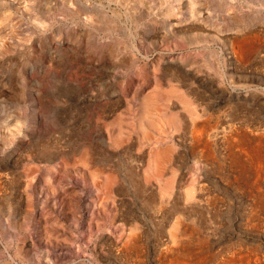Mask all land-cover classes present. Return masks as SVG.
<instances>
[{
  "label": "rangeland",
  "instance_id": "374dc122",
  "mask_svg": "<svg viewBox=\"0 0 264 264\" xmlns=\"http://www.w3.org/2000/svg\"><path fill=\"white\" fill-rule=\"evenodd\" d=\"M182 261L264 264V0H0V264Z\"/></svg>",
  "mask_w": 264,
  "mask_h": 264
},
{
  "label": "bare ground",
  "instance_id": "6f19581e",
  "mask_svg": "<svg viewBox=\"0 0 264 264\" xmlns=\"http://www.w3.org/2000/svg\"><path fill=\"white\" fill-rule=\"evenodd\" d=\"M154 6V5H153ZM22 8V7H21ZM120 9V8H119ZM249 39V38H248ZM5 40V39H4ZM243 45V44H242ZM250 48V47H249ZM246 50V49H245ZM240 51V50H239ZM248 52V51H247ZM244 54V53H243ZM249 54V53H248ZM251 56V55H250ZM244 60V59H243ZM157 96L159 99H162L163 102H160V100L158 99L157 101H155L153 98L154 96ZM174 97L176 98L180 103H182L183 105H185L187 107V110L189 112V114L191 115V117L193 118V121L197 119L198 117V113L195 109V106H193V98L192 95L189 94L186 91H182L180 89V87L178 86H172L169 90H167V92H161V91H156V93L154 95H152L151 97H147L146 101L144 102V105L146 107H148V111L145 112V115H142L141 120H144L145 118H148L147 116L152 115L154 116L155 114L153 113L154 110H157L160 107V104H168L170 99ZM151 107V108H149ZM150 109H152L153 111L149 112ZM153 113V114H151ZM168 118L170 119L171 122H173L175 124V127H181L183 126V117L175 112H170ZM151 123L153 126L156 127V122L154 119H151ZM202 124V123H201ZM200 125V124H199ZM197 125L194 127L196 128ZM200 128V127H198ZM240 129V128H239ZM224 132V131H223ZM226 132V131H225ZM232 132V131H231ZM204 133V132H203ZM202 133V134H203ZM227 136V135H226ZM225 138V137H224ZM228 139V137H227ZM261 139V137H260ZM204 140V139H203ZM261 141V140H260ZM207 148V147H206ZM246 152V151H245ZM260 156V155H259ZM171 155L169 153V149L163 150V151H157L153 154L151 161L153 164V171L155 172L156 175L161 176L164 173V170L166 168V166L168 165L169 159H170ZM63 164V163H62ZM244 164V163H243ZM254 166V165H253ZM107 178L112 181L114 180V176L113 175H107ZM175 182L174 178H170V180L168 181V183H166V186L164 187V193H168L170 188L172 187L173 183ZM75 187V186H74ZM168 191V192H167ZM186 195V194H185ZM190 197H194V193L193 195L190 194ZM79 202V201H78ZM93 204V203H92ZM96 207V206H95ZM179 225V223H178ZM136 226V225H135ZM135 228V227H134ZM179 228V227H178ZM183 232V231H182ZM175 233V232H174ZM136 235V233H135ZM135 235H131L129 240H132L135 238ZM174 236V235H173ZM173 241V240H172ZM241 253V252H240ZM187 254V253H186ZM178 255V254H177ZM193 255V254H192ZM186 257V256H185ZM184 257V258H185ZM175 260V259H174ZM238 261V260H237ZM180 262V261H179ZM191 262V261H190ZM209 262V261H208ZM185 262L182 261V264H184ZM231 263H233L231 261ZM166 264V263H165ZM181 264V263H180ZM190 264V263H188Z\"/></svg>",
  "mask_w": 264,
  "mask_h": 264
}]
</instances>
